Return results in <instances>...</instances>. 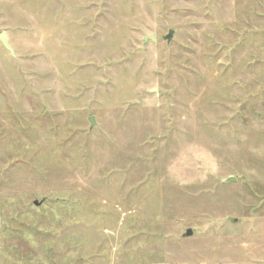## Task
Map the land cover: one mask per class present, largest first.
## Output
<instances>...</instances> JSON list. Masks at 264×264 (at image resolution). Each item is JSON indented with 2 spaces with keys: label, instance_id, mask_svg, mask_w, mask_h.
<instances>
[{
  "label": "rangeland",
  "instance_id": "374dc122",
  "mask_svg": "<svg viewBox=\"0 0 264 264\" xmlns=\"http://www.w3.org/2000/svg\"><path fill=\"white\" fill-rule=\"evenodd\" d=\"M0 34V264H264V0H0Z\"/></svg>",
  "mask_w": 264,
  "mask_h": 264
},
{
  "label": "water",
  "instance_id": "95a60500",
  "mask_svg": "<svg viewBox=\"0 0 264 264\" xmlns=\"http://www.w3.org/2000/svg\"><path fill=\"white\" fill-rule=\"evenodd\" d=\"M173 31L171 30L170 31V34L166 37V40L169 44V42L172 40V36H173ZM148 40H152L154 41L155 40V36H146L145 39H144V43H146ZM0 42L2 43V45L4 46V48H6L8 51H10L11 53H14V50L12 49V47L10 46L9 44V40L7 38L6 35H3V34H0ZM90 123H91V129L96 125V122H95V118L94 117H91L89 119ZM235 178H229L227 179V181H225L226 183H230V182H235ZM187 237H190L193 235V231L192 230H188L187 231Z\"/></svg>",
  "mask_w": 264,
  "mask_h": 264
}]
</instances>
